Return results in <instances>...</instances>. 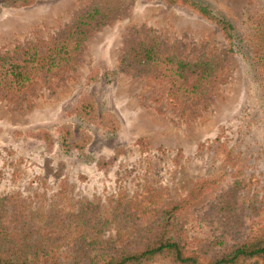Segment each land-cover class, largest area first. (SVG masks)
I'll return each instance as SVG.
<instances>
[{"label": "rangeland", "instance_id": "rangeland-1", "mask_svg": "<svg viewBox=\"0 0 264 264\" xmlns=\"http://www.w3.org/2000/svg\"><path fill=\"white\" fill-rule=\"evenodd\" d=\"M94 2H0V56L19 55L32 44L49 57L65 37L71 51L19 90H8L0 77V225L10 231L26 223L48 245L76 249L95 235L116 239L155 227L165 204L208 179L211 186L177 213L188 241L221 239L228 247L263 232L264 25L257 19L263 4L209 1L241 26L240 45L252 56L227 54L215 25L160 0H121L114 16L87 26L73 52L72 31ZM148 39L178 58L213 59L216 79L201 97L178 90L168 66L132 58L130 48ZM191 79L182 82L188 86ZM84 97L105 114L101 120L116 124L81 119L77 106ZM60 127L81 131L77 145L84 138L88 144L64 150L37 136L46 128L55 139ZM147 196L159 204L143 209ZM118 199L140 201L133 212L139 217L130 219L127 211L117 215L124 217L119 224L116 216L102 223Z\"/></svg>", "mask_w": 264, "mask_h": 264}, {"label": "trees", "instance_id": "trees-1", "mask_svg": "<svg viewBox=\"0 0 264 264\" xmlns=\"http://www.w3.org/2000/svg\"><path fill=\"white\" fill-rule=\"evenodd\" d=\"M38 1L40 0H1L0 2L7 7H22L35 4ZM113 1L96 0L91 9L80 17L78 25H75L72 31V34L76 35L73 52L77 50L84 39L88 31L87 26L89 28L95 22L111 18L120 9L121 0H117V3ZM160 1L180 6L215 25L227 42V54L240 53L242 56H252V52L247 48L242 50L240 45L241 26L234 24L223 14V11L213 7L210 0ZM260 2L263 4V8H259V12L263 17L259 14L257 19L258 24L264 25V0H260ZM66 39L67 37L64 38L60 47L53 49L56 54H51L49 57L42 55L32 44L24 46L25 48L21 47L19 55L16 54V51L12 55L0 56V77L4 80L6 88L19 90L31 80L32 75L41 71L45 66L47 69L56 67V57L59 56V53H65L69 56L66 59H69L71 51L66 47ZM259 40L261 42L260 50L264 54V37ZM164 50L154 39L144 40L130 48L132 58L136 61L139 60V63L145 65L162 63L168 66L177 76L175 80H178L176 82L179 85L178 90L184 87V90H187L189 94L202 96L200 91L204 92L206 84L216 79L214 60L206 57L204 60L190 61L178 58L173 54H166ZM255 60L258 61V59ZM190 77L192 78L191 83L187 86L182 81ZM77 112L81 119L90 123L100 122L101 126L105 127L112 123L111 119L101 120L105 114L98 115L94 103L87 97L81 99L77 106ZM112 124H116V121H113ZM37 136L48 147L57 140L64 150L70 148L81 150L88 144V140L84 138L82 145H77L81 139V131L74 133L70 127L58 128L55 139L46 128L39 129ZM211 182L208 179H199L180 200L165 204L155 227L143 228L116 239H98L95 238V235L94 238H89L76 249L48 245V240L33 237L36 233L27 228L26 223H23L21 228L14 226L10 231L8 227L0 225V264H264V231L249 235L228 247L224 246V241L221 239L192 244L182 230V224L175 222L178 217L177 213L199 198L211 186ZM120 199L109 212L105 211L106 216L101 218L102 223H107L112 216H116L119 224L124 220V217L117 215H126L127 211V216L130 219L133 215L139 217L133 212L134 208L140 207V201L130 199L122 203ZM143 203L145 204L143 209L159 204L149 197ZM123 204V210H120Z\"/></svg>", "mask_w": 264, "mask_h": 264}]
</instances>
